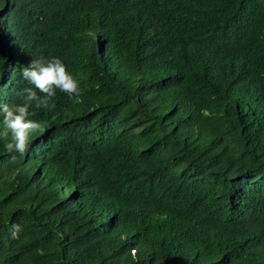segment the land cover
Instances as JSON below:
<instances>
[{
	"label": "trees",
	"instance_id": "trees-1",
	"mask_svg": "<svg viewBox=\"0 0 264 264\" xmlns=\"http://www.w3.org/2000/svg\"><path fill=\"white\" fill-rule=\"evenodd\" d=\"M53 56L82 103L23 155L0 119V264H264V0H0L2 102Z\"/></svg>",
	"mask_w": 264,
	"mask_h": 264
},
{
	"label": "clouds",
	"instance_id": "clouds-1",
	"mask_svg": "<svg viewBox=\"0 0 264 264\" xmlns=\"http://www.w3.org/2000/svg\"><path fill=\"white\" fill-rule=\"evenodd\" d=\"M7 33V28H3ZM22 79L28 85L16 92L21 102L7 104L2 102L4 88L0 87V119L5 136H10L9 142L4 145L9 154L27 152L32 139L46 131L42 122L31 119L33 109H47L55 107L51 103L57 91L65 94L73 103H82V89L78 81L67 70L66 65L58 57L37 58L21 69ZM12 235L15 238L21 231L18 224H12Z\"/></svg>",
	"mask_w": 264,
	"mask_h": 264
}]
</instances>
